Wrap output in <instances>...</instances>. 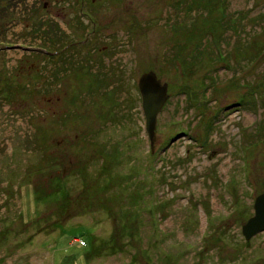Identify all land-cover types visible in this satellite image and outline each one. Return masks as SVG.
<instances>
[{"label": "rangeland", "instance_id": "374dc122", "mask_svg": "<svg viewBox=\"0 0 264 264\" xmlns=\"http://www.w3.org/2000/svg\"><path fill=\"white\" fill-rule=\"evenodd\" d=\"M262 193L264 0H0V264H264Z\"/></svg>", "mask_w": 264, "mask_h": 264}, {"label": "water", "instance_id": "95a60500", "mask_svg": "<svg viewBox=\"0 0 264 264\" xmlns=\"http://www.w3.org/2000/svg\"><path fill=\"white\" fill-rule=\"evenodd\" d=\"M142 97V110L145 116V130L150 144L156 138L158 116L167 102L168 85L162 84L154 71L144 73L138 82ZM264 231V193L258 195L254 202V215L243 225L242 232L246 240Z\"/></svg>", "mask_w": 264, "mask_h": 264}, {"label": "trees", "instance_id": "16d2710c", "mask_svg": "<svg viewBox=\"0 0 264 264\" xmlns=\"http://www.w3.org/2000/svg\"><path fill=\"white\" fill-rule=\"evenodd\" d=\"M71 70V69H70Z\"/></svg>", "mask_w": 264, "mask_h": 264}]
</instances>
